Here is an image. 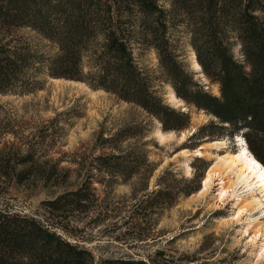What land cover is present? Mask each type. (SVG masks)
<instances>
[{"label":"trees","instance_id":"obj_1","mask_svg":"<svg viewBox=\"0 0 264 264\" xmlns=\"http://www.w3.org/2000/svg\"><path fill=\"white\" fill-rule=\"evenodd\" d=\"M24 30L55 53L42 52L18 34ZM182 34L218 95L205 90L182 59ZM148 50L157 56L159 77L141 64L139 51ZM44 74L114 94L157 119L163 131L187 129L190 114L165 103L156 87L161 80L185 105L210 117L193 138L235 143L243 138L264 167V0H0V95L32 94ZM144 130L126 128L109 138L99 134L93 150L109 152L78 156L72 162L78 171L62 167L61 159L39 160L37 149L23 154L5 144L0 150V264H179L162 249L146 258L96 260L71 241L87 228L79 224L90 219L89 226L98 225L101 214L110 212L103 207L101 187L113 190L140 177L141 190H148L155 166L147 144L125 146L145 137ZM75 172L78 181L73 182ZM200 181L197 176L181 189L152 191L136 209L172 206L198 192ZM13 184L41 185L48 197L34 213L16 211L5 202Z\"/></svg>","mask_w":264,"mask_h":264},{"label":"rangeland","instance_id":"obj_2","mask_svg":"<svg viewBox=\"0 0 264 264\" xmlns=\"http://www.w3.org/2000/svg\"><path fill=\"white\" fill-rule=\"evenodd\" d=\"M18 34L42 52L55 53L35 33L24 30ZM180 37L185 64L205 90L218 95V88L210 85L202 71L195 70L194 52L185 36ZM139 53L142 66L159 77L155 52ZM39 80L42 85L32 94L0 95V125L4 129L0 132V150L5 149V144L20 148L23 154L37 149L39 160L61 159L62 167L78 171L80 167L72 163L78 156L86 154L89 158L109 152L93 150L99 134L109 138L126 128L140 127L145 129V137L127 141L125 146L147 144L144 149L155 166L147 191L141 190L145 182L140 177L120 183L113 190L101 187L103 207H108L110 212L101 214L98 225L89 226L90 219L79 224V228H87L71 238L73 243L89 250L96 260L121 256L146 258L162 249L168 258L179 264H264V197L259 191L260 185L251 189L244 181H238L226 165L218 163L219 155L238 153L240 146L229 139L213 141L226 140V149L220 151L218 146L208 145L213 142L192 137L209 123L210 117L185 105L175 95L174 100L171 86L161 80L156 81V87L165 103L190 114L187 129L163 131L161 123L145 110L84 82L53 79L47 74ZM46 126L51 127L49 137L42 140ZM237 139L240 144L241 139ZM185 151L189 156L182 154ZM198 151L204 155H197ZM212 167L217 175L208 191L199 195ZM197 176L201 180L199 193L182 196L172 206L151 209L145 205L141 208L143 212L136 209L142 207L140 201L148 193L164 186L181 189L185 181ZM72 178L73 182L78 181L76 172ZM47 197L48 192L41 185L30 189L13 184L5 195V202L16 211L34 213ZM254 197L261 201V207L257 205L253 209ZM239 210L242 212L238 218Z\"/></svg>","mask_w":264,"mask_h":264},{"label":"bare ground","instance_id":"obj_3","mask_svg":"<svg viewBox=\"0 0 264 264\" xmlns=\"http://www.w3.org/2000/svg\"><path fill=\"white\" fill-rule=\"evenodd\" d=\"M192 56H193L192 58H194L195 70L199 71L201 73V68H200V65L196 62L195 55H192ZM55 81H61V80H55ZM171 91H173V89H171ZM174 95H175V93L173 91L171 94V97L174 98ZM174 100H175V98H174ZM161 136L163 139L164 136L163 135H161ZM240 139H241L240 144H238V146H240L238 153H235L233 155H223V156L219 155L217 157L218 163H222L223 165H226V168L230 169L237 176L238 181H244V183L247 184L248 187H250L251 189H253L254 187H259V185H260L259 191H260L262 197H264V167L250 153L247 145H245L246 144L245 140L243 138H240ZM208 145H210L212 147L218 146L219 150L223 151L224 149H226L225 147H226L227 143H226V140H223L220 142L209 143ZM200 151H198V153H196V152L195 153L197 155H204V154H201ZM182 154L189 156L188 151H185ZM253 161H255V163H253ZM214 169L212 167L208 171L206 179H205L204 187L199 191L200 193L198 192L199 195L205 194L208 191V187L210 186V183L213 181V178L217 175V172H215ZM221 184L223 185L225 183L223 181H221ZM252 193H253L252 196H254L255 190L252 191ZM252 201H256L253 205V209L257 205L259 207L262 206V203L258 198L254 197L252 199ZM241 212L242 211L239 210L238 218L241 216V215H239Z\"/></svg>","mask_w":264,"mask_h":264},{"label":"snow or ice","instance_id":"obj_4","mask_svg":"<svg viewBox=\"0 0 264 264\" xmlns=\"http://www.w3.org/2000/svg\"><path fill=\"white\" fill-rule=\"evenodd\" d=\"M253 163H255V161H253Z\"/></svg>","mask_w":264,"mask_h":264}]
</instances>
